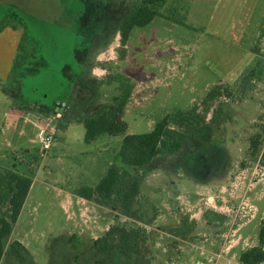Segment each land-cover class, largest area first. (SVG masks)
Here are the masks:
<instances>
[{
    "label": "rangeland",
    "instance_id": "rangeland-1",
    "mask_svg": "<svg viewBox=\"0 0 264 264\" xmlns=\"http://www.w3.org/2000/svg\"><path fill=\"white\" fill-rule=\"evenodd\" d=\"M139 1L3 0L13 11L19 10L31 27L32 42L28 36L20 38L23 26L18 13L20 18L13 19L17 24L6 16L0 23L1 30L7 25L17 30L0 38V70L8 68L11 51L18 45L13 74L0 80V120L13 105L42 112L39 117L29 115L26 140L40 136L35 123L41 120L46 125L56 115V98L75 93L67 68H77V56L91 45L101 60H92L89 72L96 68L99 75L92 72L89 78H77L82 110L85 99L92 97L113 102L114 94L121 93L119 72L145 82L147 73L153 76L156 56H161L164 68L174 47L182 53L196 49L199 62H186L172 78L157 70L162 78L157 86H143L124 115L128 133L151 131L167 114L187 108L193 100L192 106L201 103L214 88L221 87L222 94L211 105L207 124L179 153L158 156L146 167L134 206L121 210L123 215L117 218L111 207L80 198L75 199L79 214L72 211L66 216L55 192L62 185L74 194L80 185H96L118 160L123 135L103 134L89 144L83 124L74 123L65 133L59 131L61 122L55 121L49 131L55 132L57 141L45 155L37 142L11 154L14 165L7 168L35 179V205L6 239L1 264H95L103 255L93 248V240L112 224L134 234L139 231L140 237L131 245L116 239L106 255L110 264H159L157 247L164 238L196 241L191 254L194 246L173 247L172 252L180 249L179 264H242L240 253L259 245L264 217V0H167L159 10L170 17L159 15L152 23L135 27L128 57L120 60L118 25ZM21 56L25 65L19 63ZM110 56L119 61L118 66L116 60H108ZM21 74L25 89L17 93ZM8 136L16 140L19 133L13 127ZM253 139L260 143L257 153ZM16 239L24 245L20 256L11 252ZM202 251L212 253V258Z\"/></svg>",
    "mask_w": 264,
    "mask_h": 264
},
{
    "label": "trees",
    "instance_id": "trees-1",
    "mask_svg": "<svg viewBox=\"0 0 264 264\" xmlns=\"http://www.w3.org/2000/svg\"><path fill=\"white\" fill-rule=\"evenodd\" d=\"M1 2L2 0L0 5ZM166 2L167 0H140L120 21L118 25L122 48L119 53L120 59L126 56L127 40L133 28L145 26L159 15L170 17L159 10V7ZM178 21L186 24L185 20ZM134 87V81L122 75V85L119 88L121 93L114 95L113 102L107 104L97 114L83 116L80 119L85 127L87 143L93 142L103 134L123 135V140L118 151V160L112 162L100 181L96 185H80L75 189V193L88 200H96L101 205L124 211L134 206L141 192L146 176V166L158 156L179 153L191 136L207 124L209 109L222 94L221 87L214 88L207 93L201 103L187 109H176L167 114L151 131L128 133V123L124 119V112ZM259 144L253 139L254 153L260 150ZM262 155L264 156V148ZM32 185L31 176L0 166V264L6 253L5 241L14 231ZM139 233L138 231L134 234L117 224L111 225L103 235L93 240V248L103 255L95 261V264H110V259L106 255L111 251L113 242L119 239L122 243L131 245L140 237ZM134 244L136 245V242ZM23 247L22 242L16 239L11 244V252L20 256ZM239 260L242 264L264 262V217L259 229V245L243 250Z\"/></svg>",
    "mask_w": 264,
    "mask_h": 264
},
{
    "label": "crops",
    "instance_id": "crops-1",
    "mask_svg": "<svg viewBox=\"0 0 264 264\" xmlns=\"http://www.w3.org/2000/svg\"><path fill=\"white\" fill-rule=\"evenodd\" d=\"M19 13H20L19 14L20 16H22L24 19H26V17L23 16V14L21 12H19ZM154 19L150 23H152L154 21ZM137 27H140V26H137ZM16 31L17 30L13 29V27L10 26V25L4 26L3 29L0 30V38L2 36H5V35L7 36L8 34H11V33L14 34V33H16ZM132 31L130 32L129 38L127 40V45H126L127 53H126V56L124 58L125 60L128 57L129 39H130ZM25 34H26V32L21 30L20 31V35H21L20 38L23 37V35L24 36H28V38L31 41L32 40V36L31 35H27V34L25 35ZM118 34H120V33L118 32ZM161 38H162V36H158L159 42H160ZM29 39L26 38L27 41H29ZM154 41L155 40H153L152 42H154ZM185 43L188 44V42H185ZM120 44H121V35H120ZM187 44H185V45H187ZM196 45H197V43L196 44L194 43L192 47H195ZM17 46L18 45L15 46L16 47L15 51L12 48L13 51H11V52L12 53L14 52V56H13L12 62L9 63L8 68L5 69L4 71L0 70V80L1 79L9 80L11 75L13 74V70L15 68V57H16L17 49H18ZM82 50L83 51L80 52V54L77 56V59H76L77 68H74V69L73 68H67L68 71H69L68 72L69 76H67V77L72 80V84H71L72 88H73L72 91L75 90V93L74 94L72 93L71 95L69 94V96L56 98L53 101V103H54V105L56 107L55 108L56 110L54 111V113L56 112V115H53L52 117H50L51 120L48 121L46 123V125H42L40 119H39L40 120L39 123H35L34 124L35 126H39L40 127L41 133L43 131L50 130L53 127H55L56 126L55 121L56 122H58V121L61 122V128H60L61 130H59L60 132L64 131L65 133H68L74 123L83 124L80 121V119L83 116L97 114L98 112L103 110L107 106V104L110 103V102L101 103L102 99H100V97H97V98L92 97V98H90L88 100L85 99L83 107L86 110H82L80 105H78V104H80L79 99H81V97H80V94H79V90L80 89H79V87L77 88V85L79 83V82H76L77 78L80 79L81 76H85V77H82L84 79L85 78H89V75L93 72V68L91 69L92 71L89 72V68H91V66H92V64H91L92 60H97L98 58H100V60H101V57L98 56L100 54V52L99 51H95V48L92 45L88 46V47H85L84 49L82 48ZM174 50H173V52H171L172 53L171 61H168L164 68H163L161 60H160L161 56L160 57L156 56L155 59H152L153 68H154L153 71H152L153 76H151L150 73H147L146 77H145V82H144L143 78H139L140 76L135 78V76H133L130 73H127V71H125L126 74L119 72L121 75H124L126 77L131 78L134 81V83H135V87H134V90L132 92V95H131V97H130L127 105H126L125 112H126L127 108L129 107V105L131 106V102L134 99H138V94L141 93L142 88H143L144 85H145V88L147 86H157L158 80H160V81L162 80L161 76L158 75L157 70L160 73L163 72L166 75V77L172 78V77H174L175 75H177V74H179L181 72V69L186 64V62H188V65H191L192 63H194V61H195V63H197L200 60L199 58L195 57L194 51L196 49L192 52V51H190V47H189L186 53H182V51H180L178 49V47H174ZM21 57H22V59L19 61V63H23V65H25V63L23 61V56H21ZM108 60H116V59H115V57L110 56ZM115 63L118 66L119 61L116 60ZM23 65L21 67H19L20 71L24 67ZM65 65H62V67H64ZM62 71H63V68H62ZM70 71H72V73ZM102 71H105V69H102ZM75 73H77V75H79V76L75 77ZM22 76L24 77V74L23 75L21 74V77L19 76L20 78L17 81L19 83L16 84L17 89H18L16 91L17 93H21V92H23V89H25V86L22 85L23 84L22 80H25L24 79L25 77L23 78ZM72 77H74V78H72ZM233 77H235V75ZM84 79H82V81ZM235 79L236 78H234L233 80H230V82L231 81L233 82ZM219 82H228V81L221 79V80H219ZM170 83L171 82H168V85ZM88 85H89V83H88ZM21 87H22V89H21ZM89 91L91 92V89H89ZM32 102L36 103L37 100L29 101L28 103H32ZM193 102H194V100L191 102V104L187 108H190L193 105ZM20 108L19 107L16 108L13 105L8 110V112L5 113L4 118L0 120V126H1L0 127V166L1 167H9L12 164L14 165V163L10 161L11 154H14V152L19 151V150L24 151L27 148H31V146L33 144H35L37 142L38 138H39V137L36 138V139H32L31 138V139L26 140V139H24V136L28 132L27 129H26V125L29 122H31L30 118H29V115H31V112L35 113L37 115V117H39V114L42 113V112H38L36 109L29 108L28 106H24V105L22 107L20 106ZM187 108H179V109H187ZM125 112H124V115H125ZM58 116H60V119L56 118ZM13 127L19 133V137L16 140L15 139H11L8 136L9 132L11 131V129ZM127 132H128V130H127ZM41 133H40V135H41ZM96 140H94L93 142H91L89 144L94 143ZM6 161H7V163H6ZM35 184H36V182H35V179H34L32 188H31V190H30V192H29V194L27 196V199H26V201L24 203V206H23V209L21 211V214L19 216L18 221L20 220V218L22 217L24 212L27 211L28 213L31 214V211L33 210V207H34L35 203L32 202V200L34 198L32 191L34 189ZM55 194H56V198L59 199V201L61 203L62 210L64 211L66 216L68 215V213L70 215L71 213L78 211V205H76V203L79 202V201L78 200L76 201L75 199H79L80 198L83 201H86V200L89 201V202L92 201V200H88V199H86L84 197H81V196H79L77 194L72 193L71 191L67 190V188H65L63 185H62V187L59 190H57L55 192ZM74 196L76 198H74ZM99 206L100 207H105V205H101V204ZM106 207L108 208L110 206H106ZM110 210H112L115 213L114 216L116 218H117V215H123V214H120L121 210H119V209H117L115 207H111ZM84 213L85 212H82V214H84ZM77 217H79V215ZM67 218L69 219V217H67ZM116 218H114V219H116ZM18 221H17V223H18ZM73 222L74 221H72V223ZM77 222H80V220L77 221ZM110 226L111 225L107 226L105 228V230H108V228ZM12 234H14V231H13ZM208 240L209 239H207V241ZM195 242L196 241H194L192 239L190 241L176 240V239H170V238L162 239L161 242H158L159 243V247H157V255H156L157 256L156 258H157L159 264H179L181 262V258L179 256L180 249H176V252H172L173 247H183L185 244H188L191 247L194 246V249H189V253L191 254V253L195 252V250H196L197 244ZM212 244L213 243L211 242L210 245H212ZM222 244H223V242H222ZM148 245H150V243ZM162 245L164 246L163 248H162ZM185 252H186V250H185ZM207 252L206 253L203 252V253L205 255H209V257L211 256L210 257V259H211L212 258V253H207ZM149 254L147 255V257L150 256ZM149 258H146L147 261L150 260Z\"/></svg>",
    "mask_w": 264,
    "mask_h": 264
},
{
    "label": "flooded vegetation",
    "instance_id": "flooded-vegetation-1",
    "mask_svg": "<svg viewBox=\"0 0 264 264\" xmlns=\"http://www.w3.org/2000/svg\"><path fill=\"white\" fill-rule=\"evenodd\" d=\"M15 11H16V13H14ZM19 12H20L19 10L14 9V11H13L12 9H10L9 4H5V2H3V0H2L1 5H0V23L5 21L6 19H4V18H6V17H8L7 20L14 22L15 21V20H13L14 18H16V17H17V19L20 18L17 16V13L20 14ZM22 18L23 17L18 19V21L21 23L20 25L23 26V27H20L19 29H21L22 31H25L27 35H31V27L27 23V18L26 19H24V18L22 19ZM14 24H17V23L14 22Z\"/></svg>",
    "mask_w": 264,
    "mask_h": 264
},
{
    "label": "built area",
    "instance_id": "built-area-1",
    "mask_svg": "<svg viewBox=\"0 0 264 264\" xmlns=\"http://www.w3.org/2000/svg\"><path fill=\"white\" fill-rule=\"evenodd\" d=\"M55 142V132L49 130L43 131L37 140L38 147L44 155L53 147Z\"/></svg>",
    "mask_w": 264,
    "mask_h": 264
},
{
    "label": "clouds",
    "instance_id": "clouds-1",
    "mask_svg": "<svg viewBox=\"0 0 264 264\" xmlns=\"http://www.w3.org/2000/svg\"><path fill=\"white\" fill-rule=\"evenodd\" d=\"M99 59V58H98ZM93 75H96V76H98L99 75V73H98V71H97V69L96 68H93ZM47 146V145H46Z\"/></svg>",
    "mask_w": 264,
    "mask_h": 264
}]
</instances>
